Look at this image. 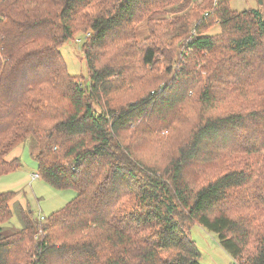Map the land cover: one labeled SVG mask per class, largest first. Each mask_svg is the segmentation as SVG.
Segmentation results:
<instances>
[{
    "label": "trees",
    "instance_id": "1",
    "mask_svg": "<svg viewBox=\"0 0 264 264\" xmlns=\"http://www.w3.org/2000/svg\"><path fill=\"white\" fill-rule=\"evenodd\" d=\"M230 2L0 0V177L28 142L76 194L41 222L0 193V264H200L195 225L264 264V17ZM76 33L88 83L60 51Z\"/></svg>",
    "mask_w": 264,
    "mask_h": 264
},
{
    "label": "rangeland",
    "instance_id": "2",
    "mask_svg": "<svg viewBox=\"0 0 264 264\" xmlns=\"http://www.w3.org/2000/svg\"><path fill=\"white\" fill-rule=\"evenodd\" d=\"M230 9L236 12L257 10L264 17V0H231ZM139 40H143L147 31L145 26L139 25L136 28ZM212 34H218L219 29L213 28ZM85 35L76 33L74 38L60 47L64 63L70 76H78L88 83L87 66L84 62L81 45ZM18 160L20 170L0 177V193L7 191L15 192L18 198L11 203V207L18 203L23 210L32 212L34 219H46L51 213L59 211L68 202L76 197L71 189L64 191L57 190L46 184L39 178H34L37 174L35 161L31 158L28 142L20 144L19 147L10 152L6 157L7 161ZM3 235H12L22 229V225L16 214L12 219L3 225ZM196 249H199L200 264H231L232 258L219 245L218 237L210 233L199 225L192 226L189 233Z\"/></svg>",
    "mask_w": 264,
    "mask_h": 264
},
{
    "label": "built area",
    "instance_id": "3",
    "mask_svg": "<svg viewBox=\"0 0 264 264\" xmlns=\"http://www.w3.org/2000/svg\"><path fill=\"white\" fill-rule=\"evenodd\" d=\"M37 177V174L35 175V177L34 178H36ZM38 178V177H37ZM41 222H45V219H39Z\"/></svg>",
    "mask_w": 264,
    "mask_h": 264
}]
</instances>
